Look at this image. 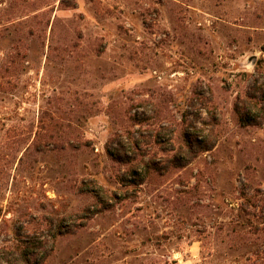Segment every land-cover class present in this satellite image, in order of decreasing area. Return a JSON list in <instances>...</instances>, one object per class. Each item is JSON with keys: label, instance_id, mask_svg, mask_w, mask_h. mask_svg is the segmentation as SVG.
I'll return each instance as SVG.
<instances>
[{"label": "rangeland", "instance_id": "1", "mask_svg": "<svg viewBox=\"0 0 264 264\" xmlns=\"http://www.w3.org/2000/svg\"><path fill=\"white\" fill-rule=\"evenodd\" d=\"M260 73L264 0H0V264H264Z\"/></svg>", "mask_w": 264, "mask_h": 264}, {"label": "trees", "instance_id": "2", "mask_svg": "<svg viewBox=\"0 0 264 264\" xmlns=\"http://www.w3.org/2000/svg\"><path fill=\"white\" fill-rule=\"evenodd\" d=\"M260 75L263 77V79H264V73H260ZM257 83V82H256ZM258 92L260 93H262V96H260L259 98H257V97H255V95H253V96H247L245 99H243V100H239L237 103H236V110H237V113L240 115V120H241V122L243 123V124H245L244 123V120H243V118H244V113H243V111H244V105L246 106L247 104L250 106V108H255V109H257L258 111H261V113L263 114V117H262V119L264 120V106H262L263 105V103H264V91H262L261 90V87H259L258 88ZM241 105V106H240ZM254 122V121H253ZM258 123V122H257ZM249 230L250 231H254L255 233H257L260 229H259V227H250L249 228ZM57 233H59V232H57ZM39 240H38V242H34L33 244H32V249H37V250H42L43 249V246H44V240H40L41 239V236H39V238H38ZM26 246L23 248V253H25V251L28 249V244H25ZM23 260H26V254H24V256H23Z\"/></svg>", "mask_w": 264, "mask_h": 264}]
</instances>
